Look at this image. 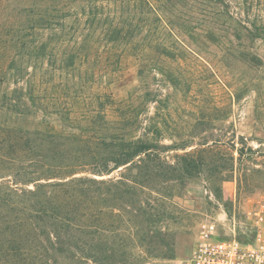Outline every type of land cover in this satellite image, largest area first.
<instances>
[{
    "label": "trees",
    "instance_id": "trees-1",
    "mask_svg": "<svg viewBox=\"0 0 264 264\" xmlns=\"http://www.w3.org/2000/svg\"><path fill=\"white\" fill-rule=\"evenodd\" d=\"M0 22L4 36L0 35V44L5 46L0 52V93L6 113L20 123L32 115L25 98L34 103L41 100L33 85L25 91L20 84L25 76L29 80V65L36 70L45 58L49 66L46 75L50 74L42 83L50 92L45 101L53 112L70 121L80 108L71 101L78 94L89 97L88 89L103 80L96 78L115 76L128 59L139 63L144 92L142 103L130 101L116 111L120 115L115 126H103L113 115L107 109L112 98L101 90L93 102L97 110L90 111L95 113L83 116L88 127L81 132L89 133L85 137L18 127L13 140L19 162L17 188L0 190V264H79L83 252L80 234L88 229L90 234L97 232L94 220L98 214L107 215L96 212L95 195L103 187L107 191L123 187L122 193L130 194L138 185L144 187L153 180L191 179L209 171V159L222 154L214 153L210 146L176 154V163H169L168 149L186 150L188 145L174 148L160 142V105L146 122L140 120L146 103L159 92L152 90L147 79L153 77L157 82L165 73L176 89L181 84L186 91L192 89L186 76L180 78L162 65L192 55L180 33L201 31L216 45L236 42L244 49L241 61L264 67V56L257 53L262 48L264 55V0H0ZM58 61L62 66H57ZM59 70L61 82L56 77ZM9 84L14 87L10 89ZM70 92L74 97L69 98ZM118 122L121 124L116 126ZM202 122L198 120V124ZM245 155L243 149L238 150L237 160ZM221 160L230 167L219 173L234 171L233 153ZM124 166L131 173V184L124 180L107 185L93 177ZM90 249L93 251V246ZM108 258L102 256L100 263Z\"/></svg>",
    "mask_w": 264,
    "mask_h": 264
},
{
    "label": "rangeland",
    "instance_id": "rangeland-1",
    "mask_svg": "<svg viewBox=\"0 0 264 264\" xmlns=\"http://www.w3.org/2000/svg\"><path fill=\"white\" fill-rule=\"evenodd\" d=\"M202 35L201 31L195 35L180 33L192 55H185V61L175 64L162 63L163 68L176 71L180 78L186 76L192 85L191 91L185 90V84L176 89L165 73L160 74L157 82L153 77L147 79L152 90L158 89L159 92L155 99L146 103L140 120L146 122L154 114L155 107L160 105L163 118L160 142L174 148L185 143L188 145L186 150L166 151L170 164L176 163L173 158L176 154L209 146L215 150L214 153L220 151L222 154L215 155L213 161L209 159V171L199 177L172 182L153 180L147 186L138 185L130 194H123V187L110 191L103 187L95 195L98 201L96 212H107V215L98 214L99 218L94 220L97 232L90 234L87 228L80 234L83 252L79 255V264H101L102 256L109 257L104 264H180L195 248L203 225L215 223L219 231H227L235 220L237 227H242L249 206L264 196V67L241 61L240 54L244 49L236 46V42L216 45ZM1 37L4 38L3 35ZM4 47L0 44L1 53ZM257 53L264 56L262 48ZM37 64L36 70L33 64L29 65V80L25 76L20 84L25 91L29 90L30 84L33 85L41 99L34 103L25 98L24 102L32 112L28 121L20 123L11 113H6L0 93L1 191L7 190L8 186L17 188L15 181L19 162L13 140L18 127L47 128L85 137L89 133L81 132L88 127L83 116L91 117L95 113L90 111L97 110L93 102L101 90H106L112 98L107 109L113 115L112 120L103 126H115L120 115L116 111L130 101L136 104L143 102L139 63L128 59L115 76L96 78L103 80L88 89L89 97L78 94L79 97L71 101L79 103L80 108L70 121L49 108L50 102L45 101V96H50V92H47V85L42 84L50 75H46L48 60L45 58ZM57 66H62V63L58 61ZM61 75V70L56 72L60 82ZM9 85L10 89L14 87ZM69 94L72 95L69 98L74 97L71 92ZM200 119L203 122L198 124ZM118 124L121 122L116 126ZM100 129L98 127L99 134H103ZM240 149L246 155L238 161ZM231 153L236 158L234 171L219 173V170L230 167L221 159ZM93 177L107 185L110 181L124 180L131 184L133 180L126 166L110 174ZM29 188L34 187L30 185ZM90 246H93V251H90ZM90 256L98 261L93 262Z\"/></svg>",
    "mask_w": 264,
    "mask_h": 264
},
{
    "label": "built area",
    "instance_id": "built-area-1",
    "mask_svg": "<svg viewBox=\"0 0 264 264\" xmlns=\"http://www.w3.org/2000/svg\"><path fill=\"white\" fill-rule=\"evenodd\" d=\"M246 222L220 230L203 225L196 246L180 264H264V196L246 211Z\"/></svg>",
    "mask_w": 264,
    "mask_h": 264
}]
</instances>
